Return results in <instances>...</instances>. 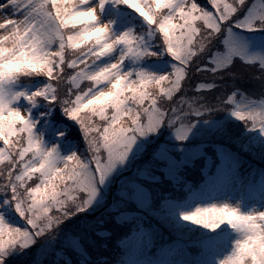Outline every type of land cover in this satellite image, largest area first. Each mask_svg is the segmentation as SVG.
<instances>
[{"label":"snow or ice","instance_id":"6c2138e0","mask_svg":"<svg viewBox=\"0 0 264 264\" xmlns=\"http://www.w3.org/2000/svg\"><path fill=\"white\" fill-rule=\"evenodd\" d=\"M109 5L138 26L102 20ZM256 32L264 0L0 2V264H264V169L246 180L237 152L205 142L223 127L205 118L223 110L215 81L240 68L264 82L245 36ZM237 96L233 87L219 102L256 133L244 149L264 148V100ZM41 104L78 126L83 152L62 150L63 132L45 143L31 111ZM201 158L194 186L182 173ZM236 184L261 207L210 198ZM147 216L197 226L187 228L196 255L157 248Z\"/></svg>","mask_w":264,"mask_h":264},{"label":"trees","instance_id":"16d2710c","mask_svg":"<svg viewBox=\"0 0 264 264\" xmlns=\"http://www.w3.org/2000/svg\"><path fill=\"white\" fill-rule=\"evenodd\" d=\"M237 71L241 73V75H238L234 81L229 80L221 82L218 79L215 81L218 85L222 86L218 92L213 93L217 99L212 102L216 103L217 106L223 110L213 111L205 118L209 120L221 121L223 122V127L217 132L211 134V138L206 139L205 142L209 144H223L231 148L234 152H237L239 154L240 173L242 176L247 180L250 174L255 173L256 180L258 181L260 179L259 170L264 169V159H261V153L264 152V148L259 145H250L251 150L246 151L244 149V145L249 143V136L251 133L247 132L242 121L230 118L229 112L232 106L220 103L219 101L224 97L229 89L233 87L237 88V90L241 93V96L247 95L248 98L250 97V99L255 101L264 100V82L260 79L261 73L258 69L254 72H247L238 68ZM205 80H207V82H211L209 78H202L201 82H205ZM24 83H31V81L25 80ZM41 106L43 107L40 109V112H47L48 114L46 117H52L54 121L58 122V124L64 128V135L67 138L74 139L81 144L82 151L81 148L79 150L80 152H83L85 145L82 142V137H79V135H81L79 130L77 129L76 131H72L75 130L73 129L75 126H72L73 121H70L68 117L64 115V112L59 108H56L52 110V113H49L45 104H41ZM206 151L209 156L214 157L215 160L217 159L216 154L211 147L207 148ZM204 163L205 161L203 158L195 161L194 168H188L186 172L182 173L185 180L191 181L194 186H199L203 183L204 176L200 169L204 167ZM19 223L22 224L23 221L20 220ZM180 223L184 224L185 227H176V221L172 218L161 219L160 217L147 216L145 221V225L147 227H156L158 229L156 236L157 248L163 245H173L178 243L184 245L188 252L194 257L197 253V249L194 247L197 236L196 233L187 231V228L197 226H190L188 225V222ZM31 259L32 257L20 256L16 258L14 264H29Z\"/></svg>","mask_w":264,"mask_h":264},{"label":"rangeland","instance_id":"374dc122","mask_svg":"<svg viewBox=\"0 0 264 264\" xmlns=\"http://www.w3.org/2000/svg\"><path fill=\"white\" fill-rule=\"evenodd\" d=\"M0 2H3V0H0ZM227 2H231V0H227ZM136 16L135 13L132 12V10L121 7L119 10L114 8L113 6L109 5L106 7V10L101 17L102 20L107 21L109 19H115L117 21H123L127 19L129 21V26L137 27L138 21L133 19ZM121 26L120 23L117 24V27L119 28ZM245 36L247 37L249 41V54L251 55H260L261 57H264V32H256V33H245ZM164 63V62H159ZM31 83H26V85H30ZM33 90H35V86H33ZM241 97L237 96V100L239 101ZM250 99V97H249ZM252 100V99H250ZM43 106L38 105L36 108H32L31 111L33 113V119L36 121H39L36 127V131L39 134L43 135L44 141L47 145L51 146L53 144H60V137L56 135L59 132H63L64 128L61 127L58 122L54 121L52 117H46L42 116L40 109ZM231 111V109H230ZM49 113H52V110L48 111ZM230 116V115H229ZM231 119L236 120L235 118L231 117ZM73 129L72 131H76L78 129V126L75 125L74 122H72ZM71 126V127H72ZM82 137V134L79 135V137ZM78 146L79 149L82 147L81 144H79L76 140L68 138L66 144H60L61 149L63 150L64 147L68 148H74V146ZM82 151V148H81ZM212 157V156H211ZM213 160L214 157H212ZM201 170V169H200ZM202 172V171H201ZM204 176V173H203ZM205 179V176H204ZM202 184V183H201ZM200 184V185H201ZM199 185V183H198ZM187 193L185 195V198H187ZM241 197H244V207L248 206H255V207H261L259 203H255L254 200L248 198L247 190L246 188H242L240 184H236L233 187L229 188L226 191H220L217 193H213L210 198L214 199H225V198H231L233 201L239 200ZM207 200L201 201V203H206ZM181 245V244H173V246ZM184 246V245H182ZM185 248V246H184ZM181 251H183V249ZM187 250V249H186ZM190 258V257H189Z\"/></svg>","mask_w":264,"mask_h":264}]
</instances>
